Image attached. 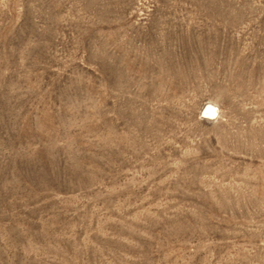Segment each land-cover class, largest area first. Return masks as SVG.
<instances>
[{
	"label": "rangeland",
	"instance_id": "obj_1",
	"mask_svg": "<svg viewBox=\"0 0 264 264\" xmlns=\"http://www.w3.org/2000/svg\"><path fill=\"white\" fill-rule=\"evenodd\" d=\"M0 264H264V0H0Z\"/></svg>",
	"mask_w": 264,
	"mask_h": 264
},
{
	"label": "bare ground",
	"instance_id": "obj_2",
	"mask_svg": "<svg viewBox=\"0 0 264 264\" xmlns=\"http://www.w3.org/2000/svg\"><path fill=\"white\" fill-rule=\"evenodd\" d=\"M201 116H203L206 119H215L217 113H218V108L217 106L212 103V102H207L206 104L203 105V107L201 108ZM215 117V118H214Z\"/></svg>",
	"mask_w": 264,
	"mask_h": 264
}]
</instances>
